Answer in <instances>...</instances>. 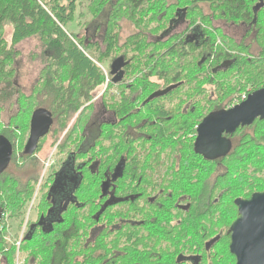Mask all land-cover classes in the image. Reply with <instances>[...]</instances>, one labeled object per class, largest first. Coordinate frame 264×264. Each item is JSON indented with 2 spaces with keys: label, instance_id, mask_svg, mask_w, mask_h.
I'll list each match as a JSON object with an SVG mask.
<instances>
[{
  "label": "trees",
  "instance_id": "trees-1",
  "mask_svg": "<svg viewBox=\"0 0 264 264\" xmlns=\"http://www.w3.org/2000/svg\"><path fill=\"white\" fill-rule=\"evenodd\" d=\"M83 2L91 20L81 35L71 34L66 27L75 22ZM262 2L0 0V136L14 146L10 164L0 173V264H146L153 257L156 264H176L177 256L187 253L202 255L209 264H235L227 233L239 217L237 201L264 192V119L225 134L231 149L215 160L197 153L195 141L207 115L264 88ZM106 10L102 41L93 42L86 28ZM126 20L133 30L123 39ZM8 25L13 28L10 41L5 37ZM32 37H39L43 68L26 96L16 83L13 64L17 46ZM102 63L111 64L108 73ZM116 65L121 70L117 75ZM101 87L105 92L95 101ZM39 109L53 115L50 134L60 135L74 123L57 148V167L50 168L38 191L43 167L36 153L20 150L16 140H23L30 117ZM14 111L5 123L1 115ZM14 120H20L24 135L10 134ZM147 160L171 163L169 179L154 184L167 188L161 202L166 194L192 202V221L177 233L176 243L173 238L174 246L148 248L138 225L125 221L128 213L138 212L132 206L139 195L147 193L140 179L156 176L142 172L150 168L143 164ZM68 163L80 181L73 203L68 201L57 213L52 193ZM36 166L39 174L19 176ZM107 176L116 178L117 199L102 211L101 184ZM36 193L37 219L26 220ZM52 212L58 219L44 223ZM217 213L221 222L215 221ZM216 224L225 227L220 230L227 234L224 242L205 247L218 232L211 230Z\"/></svg>",
  "mask_w": 264,
  "mask_h": 264
},
{
  "label": "water",
  "instance_id": "water-1",
  "mask_svg": "<svg viewBox=\"0 0 264 264\" xmlns=\"http://www.w3.org/2000/svg\"><path fill=\"white\" fill-rule=\"evenodd\" d=\"M119 68L116 65L115 69ZM258 119H264V88L225 111L206 116L197 129V153L208 160L227 155L231 143L224 135L233 134L241 126L251 125ZM52 125L51 112L39 109L33 113L30 137L25 147L27 154L36 153L41 140L50 133ZM13 154V144L6 137L0 136V173L10 164ZM66 166L73 170V164L68 163ZM71 174L67 172L66 176L60 175L54 190L66 185L73 193L77 181ZM69 193L66 199H69ZM237 206L240 217L231 226L230 251L237 258V264H264V192L255 193L249 200H238ZM3 217L4 209L0 208V223Z\"/></svg>",
  "mask_w": 264,
  "mask_h": 264
},
{
  "label": "flooded vegetation",
  "instance_id": "flooded-vegetation-1",
  "mask_svg": "<svg viewBox=\"0 0 264 264\" xmlns=\"http://www.w3.org/2000/svg\"><path fill=\"white\" fill-rule=\"evenodd\" d=\"M262 1L263 2L261 4H262V7L264 8V0H262ZM100 18H98L96 20L98 21ZM185 18H186V16H185ZM93 24H94V22L91 24L90 27L86 28L87 32L86 31L85 32L87 34H89L90 32L94 33L92 37L95 39L96 33H98L99 31H101V33H104V27L101 28L98 25L97 27H95V29H93L92 28ZM101 41H102V39H101ZM93 42H95V41L93 40ZM96 42H99V41H96ZM117 73H118V71L115 72L114 74L117 75ZM51 129H52V127H51ZM50 132H51V130H50ZM49 134L46 137H48ZM45 138H43V139H45ZM42 140H41V142H42ZM39 146H40V144H39ZM70 162H72V161H70ZM143 164H144V166H148V167L150 166V168L142 170V172H144V174L149 175V174L154 173V174H156V176L149 177V176L144 175V177H142L140 179L141 184L144 183L143 186L145 189H147V193L146 194H140L139 195L140 199L135 205H133L134 201L128 202L125 209L129 211V209L131 208V205H133L132 207L138 208V212L135 209L133 214L128 213L126 215V217H129V219H125V221L127 223H129L130 227H136V225H138V228L140 229V232H141V235L143 238V244L145 246H147L148 248H151L153 246L154 247H156V246L157 247L168 246L169 243H171V245L174 246L173 238H175L174 242L176 243L179 240V236L177 235V233H179L180 231H183L185 228L186 229L189 228L187 223L192 221L193 216L188 215L192 210L191 209L192 202L187 197H184V196L177 197L176 199H174L172 194H166V196L168 197L167 200L165 202H161L160 201V197L162 196L161 192H163V191L166 192L167 188L163 187V185L154 186V184L157 182L162 184L164 181L169 179V177H168L170 174V168L169 167H170L171 163L168 161H160L159 162V161L147 160ZM141 166L143 167L142 164H141ZM49 170L50 169H48V172H49ZM71 173H73V175L77 181L76 184L74 185L76 187L80 181L79 176H78V172L77 171L75 172L74 170L70 169L69 174H71ZM115 181H116V178H114L113 176H107L105 178V180L102 181L101 187L103 188V190H102V193L100 196L101 199L104 200L100 206V209L102 211H104L109 206H112L115 204V200L117 199L116 198L117 195L114 192V186H115L114 182ZM66 182H69V181H66ZM147 182H150V184H151L150 187L147 186ZM40 183H41V180H40ZM40 183H39V185H40ZM65 186H60L59 188H56V190L53 189L54 190V193H52L53 200L54 199L56 200L57 198L59 200L62 197L61 195L68 196V193L71 189L69 186H67V187H65ZM64 189H65V191H64ZM154 189L156 191H153ZM66 190H67V192H66ZM38 191H39V187H38ZM60 191H63L61 195H60ZM55 192H57L56 198H55ZM260 193H263V192H260ZM58 195H60V196H58ZM69 195L71 198L75 197L74 192L72 193V195L69 193ZM36 197H37V193L35 195L34 201L32 202V204L28 210L30 212L32 209H36L35 208L36 207V203H35ZM70 197L68 199L69 201L71 199ZM251 198H249V199H251ZM249 199H246V200H249ZM72 201H70V203L68 205L73 203ZM56 214L57 213L52 212L51 217L48 220H45L44 223L49 224V223L55 222L58 219V216ZM238 214H239V209H238ZM221 217L222 216H220V214L217 213L215 221H220ZM239 217H240V214H239ZM238 218L236 220H238ZM236 220L233 223H235ZM115 222H116V220H115ZM233 223L231 224V226L233 225ZM231 226L229 227L227 234H229V237H228L229 238V245H228L229 252L231 255H233L230 251V245H231V240H232ZM26 227H27V223L24 225V229H26ZM97 227L92 228L93 231ZM203 228L206 230H207V228H209V221H207L206 225L203 224ZM221 228H225V227H222L219 224L211 226L212 231L214 230V231H216V232L218 231V232L215 236L210 237V239L206 242L205 247H210L214 243L218 244L219 242H224L223 237L227 234H225V233L221 234L220 233ZM111 229H114V225L111 226ZM223 230H225V229H222L221 231H223ZM156 232L161 233V235L156 234ZM162 232H164L165 235H162ZM159 236L162 237L161 240L159 239ZM226 258H228V257H226ZM234 258H235V264H237V258L235 256H234ZM156 259H158V258H155V257L150 258V259L148 258V259H145V262H146V264H156V262H157ZM230 260H233V259H229V261ZM176 264H209V260L207 258H203L202 255L188 254L187 253V254H180L179 256H177Z\"/></svg>",
  "mask_w": 264,
  "mask_h": 264
},
{
  "label": "rangeland",
  "instance_id": "rangeland-1",
  "mask_svg": "<svg viewBox=\"0 0 264 264\" xmlns=\"http://www.w3.org/2000/svg\"><path fill=\"white\" fill-rule=\"evenodd\" d=\"M64 3L67 4L66 1ZM107 11L108 10H106L104 12L102 17L98 21L94 19V24L92 25L93 29H95V27H97L98 25L101 28L106 26ZM83 13L86 15H84ZM75 16H76L75 22L69 24L66 27V29L71 34H75V35L80 34L81 35L84 24L91 20V16L87 15L85 2H83L82 4L80 3L79 8L77 6V11H76ZM121 25H122V30L120 32H121V35L124 39L130 35L131 31L133 30V27L130 26L129 21H127V20L124 21ZM12 32H13L12 26L8 25L5 29V37L8 41L11 40ZM93 34L94 33H91V36H93ZM235 34L239 35L240 32L237 30V31H235ZM102 37H103V33H101V31H99L98 33L95 34L94 41H101ZM17 51H18V55L16 56V58L14 60V64H13V67L16 70V83L19 86V88L22 89V92L25 93L26 96H29L32 89L36 85L37 80L39 79V77L41 75V70L43 68V55H42L43 49H41L39 37H32L30 39L24 40L20 45L17 46ZM103 65L104 64L102 63L101 68L103 67L105 73H108L109 68H111V64L105 65V66H103ZM117 71L118 70L115 69V72H117ZM96 91L98 94H95V95H97L95 98V101H99L102 94L105 92V87H101V88L97 89ZM52 93H54V92H51L50 95ZM52 95L49 97V100H48L49 105L53 104L54 96H52ZM98 103H100V102H98ZM237 104H239V103H237V102L233 103L234 106ZM11 116H15V111L10 113V114H9V112H7V113H4L1 115V117H3V121L5 123H7L9 121ZM31 118H32V116L30 117V119L28 121V126H29L28 131L26 132L25 137L23 136V140L22 141H20L19 139L16 140L17 141L16 143L18 144V148H20V150H24V148L27 144V141L30 137ZM16 121L17 120H14L12 123L13 124L12 129L9 130L10 134H11V132L12 133L14 132L17 136L24 135V133L20 129V128H22V125L20 124V120H18V122H16ZM73 123H74V120L71 122V124L69 125V127L67 128V130L65 132L61 133L60 135L53 132L48 137L43 139L42 142L40 143V146H41L40 150L37 151L35 156H34V158L37 161H40V166L43 167V172L41 175L42 179H41V183L39 185V188H40V186H42V183L44 182L45 176L47 177L48 169H50L51 167L54 168L57 165L58 156H55V154L57 152V148L60 144H63L66 141L68 130L73 125ZM17 128H19V130H17ZM17 131H19V132H17ZM13 138H14V136H13ZM69 148H74V147L72 145H69ZM22 163H23V161L20 162V165H22ZM14 168H15V166L13 167L12 171L17 170ZM69 171H70L69 166L64 167V169L59 173L58 178L60 175L66 176L67 172H69ZM36 172H38V174H39L38 166L33 167V168H29V169L21 172L19 174V176L29 177L30 175H33ZM71 176L74 177L73 174H71ZM71 176H70V178H71ZM64 191H65V189H64ZM62 192L63 191H60V195L62 194ZM66 192H67V190H66ZM56 193L57 192H55V198H56ZM60 195H58V196H60ZM71 195H72V193H71ZM61 196L62 197L59 200L57 198L55 200V203H54V208L57 209V213L61 212V208L63 207V205H67L68 201H69L68 199H66L65 195H61ZM36 212H37L36 209H32L31 212L27 211V217H26L27 219L26 220H28L29 218H32L34 221H36V219H37ZM17 227H18V225H17ZM24 233H25V230L23 228L20 229V237H22V235ZM20 240H21V238H20Z\"/></svg>",
  "mask_w": 264,
  "mask_h": 264
},
{
  "label": "built area",
  "instance_id": "built-area-1",
  "mask_svg": "<svg viewBox=\"0 0 264 264\" xmlns=\"http://www.w3.org/2000/svg\"><path fill=\"white\" fill-rule=\"evenodd\" d=\"M247 97H243V100H245ZM20 246V243H18V247ZM17 264H20V262L18 261Z\"/></svg>",
  "mask_w": 264,
  "mask_h": 264
}]
</instances>
